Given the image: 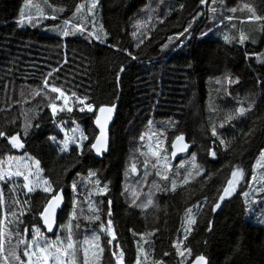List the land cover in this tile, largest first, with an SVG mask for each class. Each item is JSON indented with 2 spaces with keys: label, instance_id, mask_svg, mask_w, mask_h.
<instances>
[{
  "label": "trees",
  "instance_id": "1",
  "mask_svg": "<svg viewBox=\"0 0 264 264\" xmlns=\"http://www.w3.org/2000/svg\"><path fill=\"white\" fill-rule=\"evenodd\" d=\"M93 2L0 0V162L32 157L52 189L26 194L17 179L0 181V264L4 256L18 264L13 251L25 261L19 241L35 228L55 239L41 212L60 190L61 235L66 242L71 219L82 239L97 233V264H116L112 253L121 251L124 264H192L198 256L209 264H264V180L256 192L243 186L219 200L231 172L239 167L249 181L264 152V0ZM46 80L71 98V112L53 114L49 105L63 104ZM77 97H88L94 112L79 111ZM116 105L111 150L98 160L90 148L96 118L101 107ZM241 107L245 114L236 115ZM76 126L86 144L64 149L61 127ZM180 135L193 152L173 166L171 145ZM14 205L21 237L7 240L2 223ZM109 220L114 241L99 230ZM83 256L81 248L79 264Z\"/></svg>",
  "mask_w": 264,
  "mask_h": 264
},
{
  "label": "snow or ice",
  "instance_id": "2",
  "mask_svg": "<svg viewBox=\"0 0 264 264\" xmlns=\"http://www.w3.org/2000/svg\"><path fill=\"white\" fill-rule=\"evenodd\" d=\"M202 2H204V0H202ZM98 3V0H94V2L92 3V8L96 7V4ZM80 9H77V11H79ZM91 10V9H90ZM37 11H40V9L37 7ZM232 11H235V9H232ZM21 16H24V13H21ZM257 20L260 19V17H256ZM31 20V17H29V21ZM21 23H23V20H21ZM67 21L65 22V25L67 26ZM76 31H80L83 32L84 29L82 27H77ZM63 35L67 36L69 35L68 31H64ZM90 35H96L95 33H91ZM96 39H101L100 36H96ZM225 39H229L228 37H225ZM245 39H247V37L242 33L241 37H240V43H243L245 41ZM131 55V54H130ZM229 82H231L229 80ZM45 87H51V91L58 93L59 95L56 97V99H60L63 98V106L59 107V111H65V109H67V111L71 112L72 108L68 107V101H69V97L63 92L61 91L60 88H57L55 86H49L47 80L44 82ZM37 95H39L40 93L37 92ZM73 95H75V93H73ZM88 100V97H84V98H80L77 97V102L80 105H83L82 107L79 108V111L83 112L85 111V109H87V111L92 112L94 110L93 105L86 103V101ZM52 109L53 114H55L58 110V106L56 103H51L49 105ZM113 111L112 108H104L101 107L99 109V112L101 114L107 112L109 113V116L105 118V121L102 123L101 120L99 118H97L96 123L98 125H100V136L95 138V143L90 145L91 149H95L97 151V153H100L102 150H106L107 147V135H106V131H105V127H106V122L107 119H110V114ZM245 109L243 107L239 108L238 110H236V115H244L245 114ZM234 117L230 114L226 119L227 120H231ZM221 127H223V125H221ZM5 134L3 132H0V136H4ZM212 135L216 136L217 132H216V128L215 126H213L212 129ZM143 139V137H141ZM76 139L79 140H85L87 139V137L84 136H80L77 137L75 139L72 140L73 143L76 142ZM184 141V137L183 135L177 136L175 138V142L172 144V148L176 149L177 147V143L180 144L179 147V151L183 152L186 151L188 148V145L186 143H183ZM10 142L16 146V147H22L23 145L20 144L18 142V137L17 136H12L10 138ZM69 141H65V149L68 146ZM221 144L224 143L223 140L220 141ZM154 155H158V153H154ZM176 152L173 151L172 156L175 157ZM212 156H215L216 153L213 151L211 152ZM163 159H167V157H163ZM193 161H195V156L193 155ZM264 152L261 153V160L258 161V166H264ZM37 165V168L39 167V161L35 162ZM193 167H196L195 164H193ZM159 175V173H157ZM199 174V173H197ZM16 175H22V173L17 172ZM145 175H147V173H145ZM189 175H191V173H189ZM244 177V171L243 169L237 167L235 170H233L231 172V178L227 180L226 182V186L222 189V194L219 196V200L223 201L226 197H229L232 195V193L235 191V188L238 184V182L243 179ZM164 179H167V177H163ZM4 179V175L0 174V180ZM24 179L27 181L28 177L25 176ZM188 179L185 178L184 179V183H188ZM45 184L48 183V181H44ZM97 183H99V181H97ZM26 188H28V191H33L32 188L28 187L27 184L24 185ZM73 187H75V185H73ZM176 189V184L175 182H172V191H175ZM45 191H49L48 188L44 189ZM3 196V192L2 190H0V198H2ZM61 200V196L58 194L55 197H52L48 204L44 207L43 211L41 212V216L44 219V224L47 226V231L51 232L53 230V224H54V215H55V210L57 207H59V203ZM18 203V201H17ZM111 203V201H109V204ZM152 204V200L149 199L147 202V205H151ZM147 205H143V207H146ZM198 207V206H197ZM215 207H219V203H217L215 205ZM189 213H191V209L188 210ZM13 215H15V213H13ZM75 215V213H73V216ZM109 215H111V212L109 211ZM96 219H99V217L97 216ZM189 224H194L195 223V219H189ZM111 220L108 221V225L111 226ZM67 228L68 231V236L66 237V242L65 240H61L59 238H57L55 241H51L46 239L43 234L40 233L39 229H36L33 237L31 240H27L26 238L21 239L19 241V243L21 244H25L26 247L23 250V256L27 257V264H49L50 260L54 261V264H65V257L68 258V264H75V242L72 240V225L71 223H69L67 226H65ZM25 232H27V229H25ZM115 238L114 234H113V239ZM186 238V237H185ZM94 241H99V236H95ZM91 242L88 239H85L82 242V245H89ZM109 243H111V241H109ZM34 249V250H33ZM3 250V243L0 242V252H2ZM82 251L84 253V264H87V255H88V248L87 247H82ZM100 252L103 251V249H99ZM141 252H143V249H140ZM190 253V249L187 250ZM11 255L13 256V258L18 262V264H25L24 260H21V257L19 255L16 254L15 251H13L11 253ZM113 256H117V253L113 252L112 253ZM180 255L183 256L184 252H180ZM5 264L8 260L7 256L3 257ZM118 264H123V252L121 251L119 253L118 256ZM136 264H140V261L137 260ZM196 264H207V261L205 259L204 256H198L196 258Z\"/></svg>",
  "mask_w": 264,
  "mask_h": 264
},
{
  "label": "rangeland",
  "instance_id": "3",
  "mask_svg": "<svg viewBox=\"0 0 264 264\" xmlns=\"http://www.w3.org/2000/svg\"><path fill=\"white\" fill-rule=\"evenodd\" d=\"M70 99L68 101V106L71 104ZM59 100H60L61 104H63V98H60ZM57 106H58V110H57V112H58L60 106L59 105H57ZM85 110H87V109H85ZM57 112L55 113L56 116L58 114ZM93 112H94V110L92 112H90V113H93ZM61 131H62V134L64 135V141H62V143L61 142H57V143L58 144L61 143V145L63 146L64 149H65V141L66 140L69 141L68 146H67L66 149H69L72 146H77V147L82 148V146L84 144H86V142H87V139H85V140L76 139L75 143L72 142L73 139H75L77 137H80L81 135L86 137V135L84 134L82 128H80V127L76 126V127L72 128V129H67L66 127H61ZM18 142L20 144H22L19 140H18ZM14 147L18 151L22 150V147H16V146H14ZM156 153H158V156L160 155L159 151H156ZM159 160L160 161H159L158 165H164V162L166 163V159H163V157L159 158ZM260 160H261V156L259 157L257 162L260 161ZM35 162H36L35 159H33L32 157L27 156V155H20V156H16V157H8L3 162H0V174L4 175V179H2L0 181L8 183V182H13V181H17L18 180L19 183L22 185V187H23L24 184H27L28 187L33 189V191H28V188L25 187V189H26L25 193L26 194H34V193L40 192V191L51 193L52 189H51V187L49 185V182L47 184L44 183L45 180L46 181H48V180L44 177V173L41 170L40 166L37 168V165H36ZM262 163H264V162H262ZM193 164L194 163H192L188 167L189 173H192V171H193ZM17 172L22 173V175H16ZM166 172L168 174H170V168H167ZM25 176L28 177L27 181L24 179ZM263 177H264V166H258V163H256V165L254 167V174L252 175L251 179L249 181H246V177H245V173H244V177H243V179H241L238 182V184H237V186L235 188V191L232 193L231 196L226 197L223 201L230 200L231 198H233L240 191V189L243 186L245 187V191L246 190L247 191H249V190L251 191L253 189L254 192H256L257 186H258V182L262 183L263 180H264ZM250 185H252V186L250 187ZM45 188H48L49 191H45L44 190ZM263 188L264 187H262V190H264ZM11 189L13 190L12 191L13 195L15 197H17L18 196V191H20V190L16 191L17 189L14 188V187L11 188ZM257 202H258V200L254 201V203H257ZM14 206H15V208H14L15 209V212H14L15 215H13V213H5V220H4V223H2V226L4 227V230H3L4 238L7 239V240H13V239L21 237V233H20L19 229L17 228V222H15L16 220L18 221V216H16V214H17V212L19 214L20 211L17 210V212H16L17 205H14ZM254 208H255V206H254ZM4 210H5V206H4ZM72 216H73V214H72ZM89 218H90V216L88 215L87 220H89ZM72 220L73 219H71L70 223L72 225V229H71V231H72V240L75 242V252H76L75 264H79L77 259H78L79 255H80V252H81L82 242L85 239H82L80 237V233L76 232V230L73 227ZM36 229L37 228L33 229L32 237H33ZM99 230L102 233L101 235L104 236V238L105 237L111 238V241H114V239H113L114 232H113L112 223H111V226H109L108 223L106 225L101 226L99 228ZM62 231H63V229H62ZM62 231L59 229L55 239H50L41 230H40V233L43 234V236L46 239L51 240V241H55L57 238H59L61 240H64V236L61 235ZM64 231L68 232L66 227H64ZM89 234H91V233H88L87 235H89ZM97 235H98L97 233H93L90 236H86V239H88L91 242L89 245L85 246V247L88 248L87 264L88 263L97 264L98 261H99V256H98V254H96L95 248L100 246V242L99 241L98 242L94 241V239H93ZM26 236H25V238H26ZM32 237H31V239H32ZM118 256H119V254L117 256H114V260L116 261V264H118ZM79 259H80V257H79ZM81 260H82L81 264H84L85 257L83 256ZM7 263H9V262L7 261ZM25 264H27V257H25ZM49 264H54V261L50 260ZM65 264H68V258L67 257H65Z\"/></svg>",
  "mask_w": 264,
  "mask_h": 264
},
{
  "label": "water",
  "instance_id": "4",
  "mask_svg": "<svg viewBox=\"0 0 264 264\" xmlns=\"http://www.w3.org/2000/svg\"><path fill=\"white\" fill-rule=\"evenodd\" d=\"M106 108H112L113 109V111L110 114V119H107L106 127H105V131H106V135H107V147H106V150H102L100 153H97V151L95 149H92L95 158L98 159V160H102L105 156H107L110 153V150H111V130H112V127H113V125L115 123V120H116V117H117V112H118V105L113 106V107H106ZM108 116H109V113H107V112H105L103 114H101L99 112L98 115H97V118H99L101 120V122L103 123L105 121V118L108 117ZM97 118H96V121H97ZM95 128L98 131V136L97 137H99L100 136V131H101L100 125H98L96 123L95 124ZM183 137H184L183 143H186L188 145V148H187L186 151L181 152V151L178 150L179 147H180L179 143H177L176 149H173L172 145H171L170 161H171V164L173 166L176 165L179 161L187 159L188 157H190L192 152H193V144L190 143L187 140L185 135H183ZM174 142H175V140L172 142V144ZM173 151L176 152L175 157L172 156ZM58 194L61 196V200H60V203H59V207H57L56 210H55L53 230L51 232L47 231V226L44 224V219H43L44 228L46 229V231L50 235L57 234V232L59 230V223H58L59 215L65 209V206H66V195H65L64 191L60 190L56 194V196ZM206 261H207V264H209V261L207 259H206ZM192 264H196V260Z\"/></svg>",
  "mask_w": 264,
  "mask_h": 264
},
{
  "label": "flooded vegetation",
  "instance_id": "5",
  "mask_svg": "<svg viewBox=\"0 0 264 264\" xmlns=\"http://www.w3.org/2000/svg\"><path fill=\"white\" fill-rule=\"evenodd\" d=\"M26 239H27V240H28V239L31 240V234H30V235H27V236H26Z\"/></svg>",
  "mask_w": 264,
  "mask_h": 264
}]
</instances>
